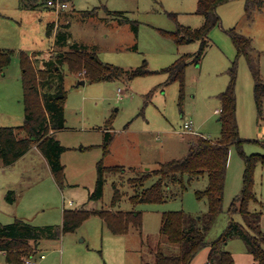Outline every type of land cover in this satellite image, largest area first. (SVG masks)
Returning <instances> with one entry per match:
<instances>
[{"label": "rangeland", "instance_id": "374dc122", "mask_svg": "<svg viewBox=\"0 0 264 264\" xmlns=\"http://www.w3.org/2000/svg\"><path fill=\"white\" fill-rule=\"evenodd\" d=\"M122 10L133 21L119 22L106 18L103 6ZM96 9V14L81 16L79 10ZM197 0H72L62 10L71 11L69 28L73 41L94 46L99 57L124 68H133L145 62L152 71L131 79L114 78L91 81L83 72L66 70L64 112L66 128L59 131L68 148L62 154L65 160L63 185L56 186L49 171L36 152H32L14 167L9 168L0 180V221L10 222L23 218L35 225L61 224L62 210L71 208L67 200L74 201L72 208L130 209L129 196L140 188L129 179L156 168L160 162L183 156L189 140L196 133L216 138L220 132L218 93L224 90L235 60L236 118L244 153H264V139L258 131L264 125L263 114L258 115L253 92V76L244 55H236L235 45L228 33L234 27L251 37L255 54L259 58L261 77L264 80V2L258 8L252 5L248 16L244 0H227L217 6L220 22L207 34L204 50L197 58H190L184 71V80L166 82L168 72L162 70L184 53L199 52L201 40L176 43L162 30L172 31L181 23L198 27L203 16L197 12ZM173 13V14H169ZM58 19L55 10L39 2L36 6L20 5V0H0V48L13 49L11 61L0 72V125H17L23 122V84L21 79L20 50L50 49L52 36L46 34L47 23ZM59 21V20H58ZM57 22V21H56ZM84 79V83L79 80ZM118 88L122 89L121 96ZM191 119L195 132L184 128ZM111 127V128H110ZM110 128L113 137L110 151L103 158L106 165L119 164L123 170L106 171L101 199L89 198L96 181L95 162L102 158L103 129ZM80 140L91 143L82 152ZM96 159V161H93ZM35 169V174L21 175L23 169ZM244 162L235 143L230 145L223 197V211L208 232V241L217 237L231 221L243 222L239 213H227L233 197L240 192ZM67 169V170H66ZM67 172V173H66ZM29 173V172H27ZM6 178L13 180L9 188L15 189L13 200H3L2 189ZM157 178L151 174L144 186ZM207 175L165 186L166 198L160 202L140 201L134 205L143 213L140 230L130 227L128 232L113 233L99 214H90L74 230L61 231L59 237H41L34 255L37 264H144L154 263V252L159 247L165 253H178L179 245L169 242L159 232L161 214L166 210L182 209L192 214L207 211L206 197L198 198L197 189L207 185ZM121 193L116 205L111 204L113 183ZM256 201L250 210L262 211L264 219V165L254 169ZM6 192V191H5ZM7 193V192H6ZM64 206V208H63ZM67 206V207H66ZM200 249L190 264H203L210 246ZM236 256L235 264H257L240 237L228 239L225 246ZM247 253V259L243 255ZM45 256L40 258V254ZM206 253V254H205ZM233 254V255H234ZM28 257H25L26 260ZM249 257V258H248ZM0 264H27L7 262L0 252Z\"/></svg>", "mask_w": 264, "mask_h": 264}, {"label": "trees", "instance_id": "16d2710c", "mask_svg": "<svg viewBox=\"0 0 264 264\" xmlns=\"http://www.w3.org/2000/svg\"><path fill=\"white\" fill-rule=\"evenodd\" d=\"M71 3L72 0H61ZM227 0H197V12L203 16V21L198 27H190L177 23L175 30H162L176 43L201 40L199 52L184 53L177 57L162 70L168 72L166 82L179 80L183 83L185 66L190 58L194 60L204 50L207 34L212 27L220 22L217 6ZM39 2L48 6L45 0H20L21 6L33 7ZM264 0H244V9L248 16L252 13V5L258 8ZM106 18H115L119 22L133 21L132 26L137 30L135 19L129 18L122 10H112L103 6ZM81 16L96 14V9L79 10ZM71 11H58V19L50 21L46 26V34L53 35V46L46 50H33L31 54L20 50L21 79L23 84L24 119L19 125H0V163L9 165L26 153L33 144L46 157L50 170L58 185H63L65 178L64 164L60 155L67 149L60 143L52 131L65 127L64 103L66 90L64 80L66 70L69 72H83L84 77L91 81L108 80L114 78L131 79L135 76L146 75L152 70L143 64L124 68L122 66L103 61L94 46L73 41L69 28L68 19L62 21V16H71ZM173 14V13H169ZM59 20V21H58ZM228 33L235 45L236 55H244L250 67L254 84L258 115L263 114L264 80L260 74L259 58L255 54L251 37L237 31L234 27L228 29ZM13 49L0 48V72L11 61ZM235 65L232 62L229 67L231 77L224 90L218 93L220 110L218 120L220 122L219 136L210 138L202 133H196L195 137L188 142L186 153L177 158H171L139 176L129 179L132 185L140 188L129 196L133 205L130 209H97L64 208L61 224L35 225L22 218H14L10 222L0 221V250L5 252L7 262H24L25 257L34 255L38 249V241L41 237L57 238L61 231H70L78 227L90 214H99L107 227L113 233L128 232L131 226L140 230L143 224V213L134 205L140 201L160 202L165 200V186L170 183H181L186 188L184 176L188 181L207 175V185L204 189H197L195 194L198 198L206 197L208 208L203 214H192L182 209L166 210L161 214L159 232L169 242L179 245L178 253H165L159 247L154 252L153 264H190L194 255L204 246L210 249L203 264H233V253L225 246L228 239L240 237L247 250L252 254L257 264H264V230L261 227L260 210H250L251 201H256L254 194V169L259 162L264 165V153H244L242 139L239 136L236 118V95H235ZM264 118V117H263ZM111 128V127H110ZM110 128L103 130L101 142L102 156L110 149L113 132ZM235 143L241 157L244 168L242 174L241 190L237 193L227 208V213H239L243 222L231 220L223 231L214 239L208 241L207 235L218 215L223 211V197L226 179V169L230 145ZM124 166L114 164L106 165L103 157L96 163V181L94 188L89 191L90 199H101L104 190L105 172L123 170ZM157 178L149 185L144 186V181L150 175ZM111 204L116 205L121 199V193L115 182ZM8 201L13 200V191L6 193ZM29 258V257H28ZM144 264H150L145 262Z\"/></svg>", "mask_w": 264, "mask_h": 264}, {"label": "crops", "instance_id": "0c3cea01", "mask_svg": "<svg viewBox=\"0 0 264 264\" xmlns=\"http://www.w3.org/2000/svg\"><path fill=\"white\" fill-rule=\"evenodd\" d=\"M48 9H50V10H52L51 8H49V7H47ZM54 21H56V20H54ZM68 21H69V19H68ZM58 23V22H57ZM52 36V38H53V35H51ZM54 39V38H53ZM53 46V44L49 47V48H51ZM48 49V48H47ZM33 50H37V49H33ZM33 50H28L27 52L29 53V54H31V52L33 51ZM40 50H46V49H40ZM121 93H122V89H121ZM217 109V108H216ZM216 109L214 110V111H216ZM220 109V108H219ZM216 112H218V111H216ZM24 114V113H23ZM64 115H65V112H64ZM24 119V118H23ZM66 120V119H65ZM17 125H19V124H17ZM192 126H193V124H192ZM67 126H66V121H65V127L64 128H62V129H59V130H55V131H52V133L55 135V137L57 138V139H59V141H60V143L62 144L63 143V140L61 139V137L60 136H57V133L59 132V131H61V130H63V129H65ZM104 130V129H103ZM81 141V143L82 144H80V150L82 151V152H84V151H86V149H90L91 148V145H93V144H91V143H88V142H84L85 140H80ZM64 145V144H63ZM64 146H66V145H64ZM67 148H68V146H66ZM65 151V150H64ZM64 151L61 153V155H60V159H61V162H63L64 163V159L62 158V154L64 153ZM32 152H36V154H37V158H40V160L42 161V163H43V165H45V167H46V169L49 171V173H50V175L52 176V178H53V180H54V182H55V184H56V186H58V187H60L58 184H57V182H56V180H55V178H54V176H53V174H52V172H51V170H50V167H49V164H48V161H47V159H46V157L44 156V154L41 152V150L37 147V144L35 143V144H33L32 145V147L26 152V153H24L22 156H20L15 162H13L12 164H9V165H1V163H0V177H2V175H3V179L5 178L4 177V174H5V172L9 169V168H12V167H14L16 164H18L20 161H22L23 159H25L29 154H31ZM108 154V153H107ZM106 154V155H107ZM106 155H104L103 156V158L106 156ZM101 158V157H100ZM100 158H98V159H100ZM98 159H97V161H98ZM93 161H96V159H94ZM97 161L95 162V168H96V163H97ZM119 165V164H118ZM64 169H65V164H64ZM67 170V169H66ZM27 172H29V173H27ZM35 169L34 168H31V169H23L22 171H20L19 173L21 174V175H28V174H31V173H33V174H35ZM67 173V172H66ZM2 178H0V180H1ZM7 180H6V183H5V186H4V188L2 189V196H3V200L5 201V202H7V203H11L10 201H8L7 199H6V192L8 191V190H12L13 192L15 191V189H13V188H9L10 186H11V183H12V181L13 180H9V178H6ZM6 191V192H5ZM69 201H71L72 203L70 204L69 203ZM67 204L69 205V206H71V208L74 206V201L71 199V198H69L68 200H67ZM67 207V206H66ZM63 208H64V206H63ZM62 212H63V210H62ZM23 219V218H22ZM25 220V219H24ZM27 221V220H26ZM29 222V221H28ZM260 223H261V227H262V229L264 230V219H263V217H261V221H260ZM44 225V224H43ZM202 249V248H201ZM207 249H208V247H203V249L202 250H206V252H207ZM0 252L3 254V255H5V252L3 251V250H0ZM44 255L45 256V254L42 252L41 254H40V258H42L41 257V255ZM206 254V253H205ZM234 254V253H233ZM243 255L246 257V259H247V253L244 251V253H243ZM43 256V257H44ZM234 256V262H233V264H235L236 263V256H235V254L233 255ZM249 258V257H248ZM38 262V261H37Z\"/></svg>", "mask_w": 264, "mask_h": 264}, {"label": "built area", "instance_id": "2783aa9c", "mask_svg": "<svg viewBox=\"0 0 264 264\" xmlns=\"http://www.w3.org/2000/svg\"><path fill=\"white\" fill-rule=\"evenodd\" d=\"M46 4L50 7L53 8V10L56 11V13H58V11L60 9H64L68 6V2L66 1H61V0H45ZM118 95L121 96V88H118ZM220 109H216V111L219 112ZM183 126L185 129H187V131L189 132H195L194 128L192 126V121L191 119H186L183 123ZM258 136L262 139H264V125L262 126L261 130L258 131ZM69 203L71 204L72 202L69 201ZM44 255L42 254L41 257H43ZM25 262L27 264H37V260L33 259V258H27L25 260Z\"/></svg>", "mask_w": 264, "mask_h": 264}, {"label": "water", "instance_id": "95a60500", "mask_svg": "<svg viewBox=\"0 0 264 264\" xmlns=\"http://www.w3.org/2000/svg\"><path fill=\"white\" fill-rule=\"evenodd\" d=\"M84 81H85L84 79H81L79 80V83H84Z\"/></svg>", "mask_w": 264, "mask_h": 264}]
</instances>
